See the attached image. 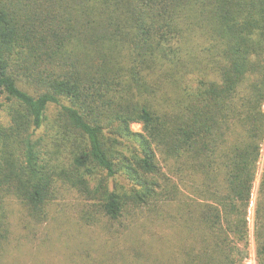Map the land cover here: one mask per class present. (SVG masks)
<instances>
[{"label": "trees", "instance_id": "1", "mask_svg": "<svg viewBox=\"0 0 264 264\" xmlns=\"http://www.w3.org/2000/svg\"><path fill=\"white\" fill-rule=\"evenodd\" d=\"M1 97L0 258L72 197L86 264H246L252 203L264 264V0H0Z\"/></svg>", "mask_w": 264, "mask_h": 264}, {"label": "rangeland", "instance_id": "2", "mask_svg": "<svg viewBox=\"0 0 264 264\" xmlns=\"http://www.w3.org/2000/svg\"><path fill=\"white\" fill-rule=\"evenodd\" d=\"M10 103L5 97L0 98V127H5L8 121V109ZM134 132H141L139 125L131 127ZM1 151V143H0ZM264 159V143L262 145V157L260 168L262 167ZM259 183V176L255 181L253 190V202L256 198L257 187ZM70 196V195H69ZM61 199L59 203L51 205L63 206L62 208L67 211L64 215L68 220L63 221L62 214H57L51 219H47L44 226H37L33 221H28L24 210L21 205L15 200L10 199L8 203V221L12 230V241L7 247L3 257L0 258V264H86L83 258L89 254L94 260L102 262V257L98 255L94 248L84 246L86 240L93 237L97 240L101 239L98 231L80 225L76 221L77 213L75 210L68 209V204L74 202L72 197L67 201ZM72 205V204H71ZM253 203L250 208L248 223L250 228V247L248 257L245 261L246 264H256L255 250L253 245L252 233L254 229L253 218ZM54 211V210H53ZM49 220V221H48ZM85 241V242H84ZM91 241V240H90ZM81 242L77 248L76 243ZM82 258V259H81Z\"/></svg>", "mask_w": 264, "mask_h": 264}]
</instances>
